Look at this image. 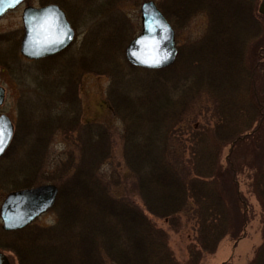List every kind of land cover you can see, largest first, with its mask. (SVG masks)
<instances>
[{
  "label": "trees",
  "instance_id": "trees-1",
  "mask_svg": "<svg viewBox=\"0 0 264 264\" xmlns=\"http://www.w3.org/2000/svg\"><path fill=\"white\" fill-rule=\"evenodd\" d=\"M201 1L171 0L175 19L182 16L190 21L202 13L208 19L207 32L187 52L188 57L196 46L205 49L200 54L204 68L197 76L182 75L187 58L180 67L175 64L154 70L132 67L123 59L130 71L129 82L115 77L112 68L106 69L113 77L112 89L106 94L108 103L122 126V163L111 160L112 134L101 124L79 122L76 128L70 117L56 118L57 129L66 130L60 133L70 138L66 145L71 152L52 165L58 187L50 210L53 224L0 229L8 237L16 234L12 236L16 240L6 246L20 255V264H199L204 255L215 252L225 236L233 241L243 236L249 207L238 188L237 177L242 173L247 174L250 192L260 205L263 234L248 264H264V76L249 84L246 95L236 100L234 91L239 86L227 92L218 74L222 67L248 74L258 71L253 62L254 44L245 51L240 49L247 35L245 24L257 25V18L249 12L255 0ZM262 28L260 34L264 35ZM259 48L264 75V45ZM180 50L178 47V55ZM52 57L33 62L42 64ZM199 63L194 58L190 66L197 69ZM202 92L212 96L205 122L187 120V112ZM31 133L34 144L48 136L46 129L39 134L31 129ZM226 145L229 152L221 163L220 153ZM107 162L108 169H102ZM41 165L42 159L37 166ZM9 172L5 181L13 179ZM147 214L165 219L176 231L191 224L194 235L186 246L184 263L175 258L167 233Z\"/></svg>",
  "mask_w": 264,
  "mask_h": 264
},
{
  "label": "rangeland",
  "instance_id": "rangeland-1",
  "mask_svg": "<svg viewBox=\"0 0 264 264\" xmlns=\"http://www.w3.org/2000/svg\"><path fill=\"white\" fill-rule=\"evenodd\" d=\"M144 1L147 0H24L0 18V86L5 91L0 113L6 114L15 127L13 138L5 152L6 156L3 155L0 158V182H3L4 179V185L0 186V205L9 192L24 188V186L53 184L57 187L54 182L56 174L52 170L53 162L61 157L65 159L70 150L66 145L69 143L67 139L70 138H66L65 134L60 133L66 130L57 129L59 121L56 118L58 116L70 117L75 120L73 127L76 128L77 123L80 122L83 125L101 124L104 129L111 131V160L122 163L123 147L119 134L122 126L108 103L106 94L112 89L111 78L113 77L106 69L112 68L115 77H122L123 80L126 79V82H129L130 71L123 64L124 50L129 41L140 32V6ZM152 1L162 13L164 12V16L166 15L175 22L177 27L172 28L175 32L177 49L179 47L181 50L171 65H179L182 62L185 64L184 61L187 58V64L181 72L182 75L188 72L192 76H197L198 70L204 68L205 60L201 58L200 54L204 53L205 49L196 46L188 57L187 52L190 50V45L201 40L207 32V17L202 13L190 21L186 18L182 19V16L181 18L176 16L177 20L172 14V3L174 2L171 0ZM204 1L202 0L200 3ZM259 1L255 0L249 7V12L257 18V29L253 23H249V26L245 24L248 27L244 26L243 30L247 35L243 37L245 43L243 42L240 46V49L245 51L249 44H254L253 62L254 65H258V71L248 74L244 71L240 72L238 68L233 69L235 67H232V70L222 67L218 72L223 78V85H226L227 92L239 86L234 91L233 97L236 100L246 95V89H250L249 84L257 83L264 76L261 68V48H259L264 45V35L260 34L263 29L262 25L264 26L261 19L263 20L264 17L263 15L259 17L257 12ZM244 2H242L243 8L247 7ZM48 4L59 6L75 31V35L65 50L44 60L45 62L42 64H36L33 62L34 60L24 56L20 51V43L24 34L21 16L23 9L27 6L40 8ZM179 5L181 2L174 8L177 9ZM241 20L244 21L243 18ZM170 24L173 26L172 23ZM252 33H255V38ZM210 35L213 36L212 31ZM210 42L213 43L212 40ZM232 47L236 49L235 45ZM120 57L122 59H119ZM194 58L201 62L197 69L195 66H190ZM99 64L102 65L101 69L96 68ZM211 67V71L214 72L213 66ZM119 78H117L118 81H120ZM67 92L70 94L69 97L66 95ZM211 98L212 96L205 92L198 93L185 118L193 119L196 123L205 122L203 121L207 113L205 110L211 107L209 102ZM206 123L210 125L208 122ZM31 129L37 134L40 129H46L48 136L34 144L30 136ZM229 148V145L223 147L220 153L221 163H225ZM74 153L76 154V151ZM69 155L71 156V154ZM41 159L42 165L38 167ZM59 161L65 162L64 160ZM108 163L104 164L102 169H108ZM13 166H15L14 169ZM21 166L22 168H20ZM10 167L12 171H10ZM6 169L13 177L9 181H5L8 178ZM237 181L238 188L249 207L248 221L243 236L236 241L225 236L218 243L215 252L204 255L199 264H248L253 257L255 248L262 242L260 205L254 194L250 192L247 174H239ZM134 199L141 205L137 196ZM53 206L31 223L37 224L39 227L52 225L55 218L54 213L50 210ZM147 215L157 227L167 233L168 244L175 258L180 263H184L187 257L186 246L194 235L191 224H185L176 231L169 227L165 219ZM1 225L0 220V229L3 230ZM12 236H16V234ZM12 236L9 238L0 232V245L4 247L9 245L12 239L16 240L17 237ZM6 248L8 250L0 247V251L7 255L10 264H20V255L14 253L9 246Z\"/></svg>",
  "mask_w": 264,
  "mask_h": 264
},
{
  "label": "water",
  "instance_id": "water-1",
  "mask_svg": "<svg viewBox=\"0 0 264 264\" xmlns=\"http://www.w3.org/2000/svg\"><path fill=\"white\" fill-rule=\"evenodd\" d=\"M23 0H0V17L15 8ZM259 12H264V3ZM24 34L20 43L21 53L28 58H40L56 54L66 48L74 38V31L56 4L40 8L27 6L22 11ZM140 32L124 50L130 65L143 69H159L171 65L177 55L174 30L152 0L140 6ZM4 89L0 87V105ZM13 124L9 117L0 114V157L13 136ZM58 189L53 184L16 189L9 192L0 205L2 228L12 231L24 228L45 213L55 202ZM0 264H10L0 251Z\"/></svg>",
  "mask_w": 264,
  "mask_h": 264
},
{
  "label": "flooded vegetation",
  "instance_id": "flooded-vegetation-1",
  "mask_svg": "<svg viewBox=\"0 0 264 264\" xmlns=\"http://www.w3.org/2000/svg\"><path fill=\"white\" fill-rule=\"evenodd\" d=\"M261 3H264V0H260V1H259L258 8H257V12L259 13V15H261V16L263 15V17H264V12H263V13H260V12H259V6H260ZM74 32H75V31H74Z\"/></svg>",
  "mask_w": 264,
  "mask_h": 264
},
{
  "label": "snow or ice",
  "instance_id": "snow-or-ice-1",
  "mask_svg": "<svg viewBox=\"0 0 264 264\" xmlns=\"http://www.w3.org/2000/svg\"><path fill=\"white\" fill-rule=\"evenodd\" d=\"M0 142H2V135H0Z\"/></svg>",
  "mask_w": 264,
  "mask_h": 264
}]
</instances>
